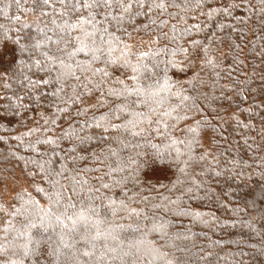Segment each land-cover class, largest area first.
<instances>
[{
	"label": "snow or ice",
	"instance_id": "1",
	"mask_svg": "<svg viewBox=\"0 0 264 264\" xmlns=\"http://www.w3.org/2000/svg\"><path fill=\"white\" fill-rule=\"evenodd\" d=\"M21 2L0 7V131L17 133L0 145L23 149L0 173V264H216L193 228L228 227L217 186L257 171L232 226L264 256V0H33L13 23ZM161 145L175 171L157 187Z\"/></svg>",
	"mask_w": 264,
	"mask_h": 264
},
{
	"label": "trees",
	"instance_id": "2",
	"mask_svg": "<svg viewBox=\"0 0 264 264\" xmlns=\"http://www.w3.org/2000/svg\"><path fill=\"white\" fill-rule=\"evenodd\" d=\"M11 0H0V7L5 3H10ZM33 6V0H22L20 5L13 4L12 7L5 9L12 18L13 23H15V17L20 16L21 20H27L28 10ZM251 40L252 37L250 36ZM258 39V38H257ZM259 48L255 43L245 44L243 53L241 55L247 56L248 61V69H245L247 73L249 69L254 64H260L261 57L257 55ZM261 68H264V64H261ZM241 80L244 79L243 76L240 77ZM258 83V81H257ZM256 86V83L252 85ZM3 93L0 92V95ZM17 133L13 132L9 129V132L5 133L0 131V137L4 140H9L10 136H15ZM14 147L17 148V154H22L23 149L16 146V141L13 139L9 144L0 145V173H4L6 175L12 174V165L15 163L14 160H5L4 156L8 155L10 150ZM241 153L243 154V146H241ZM154 150L151 148H146L145 152L151 154ZM161 152L164 153L160 157H153L149 155L146 157L147 163L143 164L144 172L146 173L145 179L149 182H157V187H159L160 183L168 184L170 179H173L174 169L170 167L171 157H169L164 149V146L161 145ZM225 156L230 158L226 153ZM247 159V156H245ZM251 163V161H249ZM18 173V168H17ZM257 177H259V172L257 171L255 176L252 177L251 181L247 180V177H244L241 180H236L229 182L227 184H222L217 186V192L221 193L220 199L218 201L210 202L212 203V210L215 211L216 216L221 217V224H227L228 227L221 228L215 227L212 230H209L208 227H202L201 225H197L193 228V232L196 234V243L197 245H205L206 248L210 247L211 250H214L218 255L214 257L216 264H264V256H258L254 253V248H259L260 246V237L256 233H251L250 229L247 226L236 223L233 225V221L237 220V214L242 213L246 219H251L248 216V209L244 208V202L241 197L247 192V184H252L256 181ZM167 192L166 188L161 189V193ZM151 195H158V193L153 192ZM37 199H39L37 197ZM225 205L224 208L220 207V202ZM43 203V201H41ZM251 203V201H249ZM193 208L199 213V217H203V222H209V217L212 215V211H209L207 208H204L199 202H193ZM235 213L237 214H234ZM264 211V202L259 200V195L257 193V204L255 209L256 216V224L253 226L257 229L260 227V213ZM185 224L188 221H184ZM5 224L2 220H0V228L4 227ZM205 234L212 240H219L218 245H209V241L204 239ZM230 240H240V241H249L251 240V244L249 246H244L241 244L237 246L234 243H229ZM198 247L194 249L197 251ZM241 250H243L246 254L240 255ZM255 257V258H254Z\"/></svg>",
	"mask_w": 264,
	"mask_h": 264
}]
</instances>
